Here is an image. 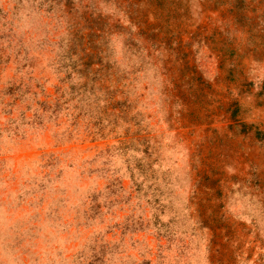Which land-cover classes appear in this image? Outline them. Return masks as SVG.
Returning a JSON list of instances; mask_svg holds the SVG:
<instances>
[{
	"label": "rangeland",
	"instance_id": "rangeland-1",
	"mask_svg": "<svg viewBox=\"0 0 264 264\" xmlns=\"http://www.w3.org/2000/svg\"><path fill=\"white\" fill-rule=\"evenodd\" d=\"M0 264H264V0H0Z\"/></svg>",
	"mask_w": 264,
	"mask_h": 264
},
{
	"label": "trees",
	"instance_id": "trees-1",
	"mask_svg": "<svg viewBox=\"0 0 264 264\" xmlns=\"http://www.w3.org/2000/svg\"><path fill=\"white\" fill-rule=\"evenodd\" d=\"M87 65H88V64H87ZM87 65H85V64H84V65H83V67H84V68H86V67H87ZM104 113H105V112H104ZM105 114H106V113H105Z\"/></svg>",
	"mask_w": 264,
	"mask_h": 264
}]
</instances>
